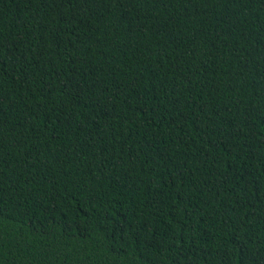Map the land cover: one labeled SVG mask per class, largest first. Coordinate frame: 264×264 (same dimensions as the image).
<instances>
[{
  "label": "trees",
  "instance_id": "16d2710c",
  "mask_svg": "<svg viewBox=\"0 0 264 264\" xmlns=\"http://www.w3.org/2000/svg\"><path fill=\"white\" fill-rule=\"evenodd\" d=\"M0 264H264V0H0Z\"/></svg>",
  "mask_w": 264,
  "mask_h": 264
}]
</instances>
